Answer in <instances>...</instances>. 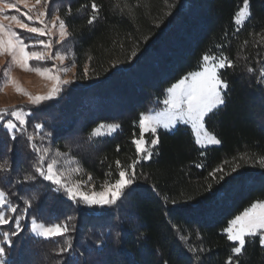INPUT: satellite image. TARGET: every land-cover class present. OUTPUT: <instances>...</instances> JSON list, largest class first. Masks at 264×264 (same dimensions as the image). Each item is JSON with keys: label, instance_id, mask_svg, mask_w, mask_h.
Returning a JSON list of instances; mask_svg holds the SVG:
<instances>
[{"label": "trees", "instance_id": "16d2710c", "mask_svg": "<svg viewBox=\"0 0 264 264\" xmlns=\"http://www.w3.org/2000/svg\"><path fill=\"white\" fill-rule=\"evenodd\" d=\"M88 3L50 2L49 14L59 9L66 19L79 80L28 117L29 133H35L36 123L44 125L36 134L37 146L48 144L67 153L97 188L113 183L116 161L126 167L136 158L132 139L134 134L139 138L140 115L161 109L166 89L198 70L203 55L223 53L235 67L225 70L230 85L226 105L207 121L222 144L201 149L190 126L182 124L173 131L159 129L158 154L137 165L142 175L133 194L116 210L101 214L78 207L47 181L17 184L21 176L34 173L39 154L26 133L17 132L12 139L0 127V163L7 160L10 168L0 172V189L12 193L9 198L20 207L24 200L31 203L22 221L25 229L9 249V264H226L233 242L222 229L245 207L264 200V167L259 165L264 156V85L258 79L264 67V0H250V17L239 31L234 14L242 0H97L102 12L93 25L87 24V10L77 11ZM68 4L71 16H66ZM84 65L89 67L87 77ZM101 123L120 127L90 140L92 128ZM44 132L52 136L41 141ZM145 138L151 139L149 134ZM197 163L205 167L198 169ZM237 163L244 174L239 180L206 179L213 168L230 172ZM172 199L178 204H171ZM69 216L75 231L63 237L44 239L31 233L32 218L50 225ZM10 230L0 226V239ZM181 235L188 241L180 240ZM141 236L145 239L138 240ZM68 239L73 251L61 254ZM190 245L205 251L193 254ZM238 259L240 264H264L258 238Z\"/></svg>", "mask_w": 264, "mask_h": 264}, {"label": "snow or ice", "instance_id": "6c2138e0", "mask_svg": "<svg viewBox=\"0 0 264 264\" xmlns=\"http://www.w3.org/2000/svg\"><path fill=\"white\" fill-rule=\"evenodd\" d=\"M51 0H0V58L7 57L5 64H11L26 71L35 72L36 74L52 81L50 91L46 95H32L23 92L12 76L9 67L4 68L3 76L5 77L3 86L12 85L17 92H23L27 96L28 103L33 106H40L42 102L53 100L60 95L64 88L71 85L73 81L63 79V73L71 71V68L65 67L64 61L66 54L59 50L54 51V44L60 45L70 35L66 19L59 14L60 10L56 9L54 14H49ZM21 5L27 9L21 12ZM87 10V24L93 25L100 19L102 5L97 0H90L88 4H81L77 9ZM17 14H11L12 12ZM73 15L72 5L68 4L66 16ZM24 17H26L25 21ZM47 17V19H46ZM250 17V0H242V6L234 14V23L239 31L241 26ZM31 22V23H29ZM36 25V26H34ZM17 29L26 33L34 34L31 43H26L27 37L18 33ZM55 40L53 37L57 36ZM41 37H47L42 39ZM264 40V37H262ZM247 43V41H245ZM132 57L137 58V52H132ZM91 59V57H89ZM30 61L40 63L52 62L51 67L32 66ZM59 62V66L56 62ZM264 65V61H261ZM75 67V63L72 64ZM117 67V65H112ZM235 65L228 56L221 53L219 56L205 54L202 62L199 64V70L189 71L179 78L175 83L166 89V97L162 100L163 108L154 114H141L138 120L139 138L133 135L132 143L135 145L136 158L126 167H122L119 160L116 161L118 178L113 183L105 182L101 185L100 191L91 190L88 181H71L65 173H78L79 167H72L74 161L68 157L67 153L56 152L54 157L49 156V147H39L34 142L36 134L43 131L44 125L36 123L34 125L35 133L27 131L28 117L32 115L30 111H25L21 106L12 109L0 108V127L6 129L12 134V139L16 138V133H26L27 140L36 153L39 154L38 160L34 166V173L23 175L16 180L17 184L24 185L34 183L38 179L47 181L51 186L62 189L67 198L74 202L78 207L90 209L92 212L99 211L101 214L116 210L120 204H123L128 197L135 191L134 185H137L140 175L137 172V165L141 161H147L153 158L156 148L160 144L158 130L163 128L173 130L178 123L190 126L194 135V142L201 149L207 146L221 145L222 140L217 137L207 126L208 118L216 114L223 106L226 105V97L229 91V81L225 78V70L234 68ZM252 73L254 69H247ZM89 74L88 65H84L83 76ZM259 83L264 85V67L259 70ZM2 91V88H0ZM6 116L10 118H6ZM120 127L119 124L103 123L92 128L89 139L101 138L111 135ZM146 134L151 139L145 140ZM52 136L51 132H44L40 136L43 141ZM119 150V149H117ZM201 157L205 155L204 151L200 152ZM243 159V157H241ZM225 164L228 162L225 161ZM259 165L264 167V156L259 159ZM196 168H204L205 164L197 163ZM241 167L239 163L235 164L230 172H225L223 166L213 168L207 173L206 179H211L216 183L226 180L231 176L233 180H239L244 174L238 172ZM10 171L7 160L0 163V172ZM236 173L235 176H232ZM212 188V184H207V190ZM12 193L0 189V226H9L10 231H4L0 239V264H9V249L13 246L14 237L19 236L24 231L25 225L22 221L26 219L31 203L24 200L23 207L18 206L9 197ZM17 199H21L17 196ZM165 202L169 197H164ZM171 204L177 205L178 201L172 199ZM69 216L64 222H54L50 225L38 223L35 218L31 219V233L37 237L50 239L63 237L70 231H75V226H71ZM174 228L175 224L172 225ZM226 233L227 240L233 242L231 254L227 257L226 264H240L239 257L243 254L247 244L254 242L257 238L259 245L264 247V200H258L245 207L240 214L231 219L227 226L222 229ZM117 237L120 233H116ZM180 240L187 242L189 237L181 235ZM145 239L138 237V240ZM197 239H200L197 233ZM66 246L61 247V254L73 251L71 239L65 241ZM188 251L197 254L205 251L202 247L190 245ZM199 259V256L196 257Z\"/></svg>", "mask_w": 264, "mask_h": 264}, {"label": "rangeland", "instance_id": "374dc122", "mask_svg": "<svg viewBox=\"0 0 264 264\" xmlns=\"http://www.w3.org/2000/svg\"><path fill=\"white\" fill-rule=\"evenodd\" d=\"M25 11H27V9H25L21 5V12H25ZM11 14H17V13H15L13 11ZM24 19H25L26 22H28L26 20V17H24ZM46 19H47V17H46ZM29 23H31V22H29ZM34 26H36V25H34ZM17 32L18 33H22L23 36L28 38V39L25 40L26 43H31L32 42L34 34L26 33V32H24L23 30H20V29H17ZM41 38L42 39H47V37H41ZM56 38H58V30H57V36L53 37V39L55 40ZM72 48H73V46H72V43L70 41V35H69L66 38V40L62 42V44H60V45H55L54 44V49L53 50L54 51L59 50L62 53L66 54L67 58L65 59L63 66L71 68L70 72L61 74L62 78L63 79H69L71 81H76V80H79V77L77 75L78 73H77L76 64H75V67H72V64L74 63V61L72 60V58H73ZM7 59H8L7 57L0 58V88H2V91H0V108L12 109L13 107L19 108V107L22 106L25 111H30L32 113L34 111V109L36 108V106L30 105L28 103V98H27V96L23 95V92H27V93H30L32 95H46L51 89L52 81H50V80H48V79L36 74L35 72L26 71L24 69H21L19 67L11 65V64H7L6 65L5 61ZM29 63H30V67H32V66L51 67V64H52V62H50V61L49 62H44V63H40V62H36V61H30ZM56 63L59 66V62L57 61ZM6 66L10 68L12 76L15 78L17 84L20 86V88L23 90V92H17L16 89L12 85H9L7 87L3 86V82H4V79H5V77L3 76V72H4V68ZM60 95L56 96L55 98L60 97ZM161 109L155 110V112L159 111ZM155 112L154 111H150V112H147L145 114H154ZM7 118H10V117L6 116L5 119H7ZM27 119H29V118H27ZM179 124L180 123H178L176 125V128H177V126ZM173 130H169V131H173ZM145 140H146V138H145ZM42 145L43 146H41V147H49L50 148L49 156H51V157H54L56 152H61L60 150L55 149V148L51 147L48 144H42ZM61 153H63V152H61ZM68 157L74 161L72 167H79L80 171L78 173H71V174L65 173V175L69 176V179L71 181H73V182L78 181V180L87 182L89 177L85 178L84 177V173H83L84 171H82L80 166L77 165V163L74 160V158H72L69 155H68ZM101 185H103V184H101ZM101 185L99 186V188H97L94 183L89 182V188L91 190H95L97 192L101 190ZM37 222L38 223H42V222H39V221H37Z\"/></svg>", "mask_w": 264, "mask_h": 264}]
</instances>
